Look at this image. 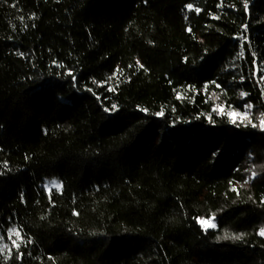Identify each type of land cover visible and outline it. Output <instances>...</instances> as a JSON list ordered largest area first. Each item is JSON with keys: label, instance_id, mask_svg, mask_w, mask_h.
Returning <instances> with one entry per match:
<instances>
[{"label": "trees", "instance_id": "obj_1", "mask_svg": "<svg viewBox=\"0 0 264 264\" xmlns=\"http://www.w3.org/2000/svg\"><path fill=\"white\" fill-rule=\"evenodd\" d=\"M262 128L264 0H0V264H264Z\"/></svg>", "mask_w": 264, "mask_h": 264}, {"label": "rangeland", "instance_id": "obj_2", "mask_svg": "<svg viewBox=\"0 0 264 264\" xmlns=\"http://www.w3.org/2000/svg\"><path fill=\"white\" fill-rule=\"evenodd\" d=\"M218 110L221 112V113H226L230 118H231V120L232 121H239V122H245L246 120H247V117H248V112H247V110L245 111H241V110H238V109H230V110H228L227 112L225 111V109H224V106L223 105H219L218 106ZM250 177H252V173H251V176ZM253 178V177H252ZM53 182H55L56 183V185H59L60 186V184H59V182L56 180V179H45V181H44V183H43V185H44V187L47 189V190H49V189H51V188H57L54 184H53ZM204 220H206V219H204ZM208 221L212 224V225H214V221L213 220H210V219H208ZM200 224V223H199ZM201 225V224H200ZM203 228H209V227H207V226H202Z\"/></svg>", "mask_w": 264, "mask_h": 264}, {"label": "snow or ice", "instance_id": "obj_3", "mask_svg": "<svg viewBox=\"0 0 264 264\" xmlns=\"http://www.w3.org/2000/svg\"><path fill=\"white\" fill-rule=\"evenodd\" d=\"M189 9H191L192 8V5H188L187 6ZM197 11H199L198 9H197ZM137 64H140V62L139 61H137ZM140 67H143V65L141 64L140 65ZM244 95H246L245 93H241V96L243 97ZM116 105H112V111H115L116 110ZM247 107H251V105H247ZM105 111L107 112V111H109V109L108 108H105ZM162 113H157V115H161ZM253 126H255V125H253ZM262 130H264V128H262ZM257 175V173L256 172H253L252 173V177H255ZM252 177H250V179L252 178ZM53 184L57 187V189H59V185H56V183L55 182H53ZM262 203H264V201H262ZM198 223H200L201 224V226H207V227H212V226H214V225H212L208 220H204V219H198ZM10 232H14L15 231V229H10L9 230ZM259 235H261V236H264V228H261L260 229V231H259ZM17 236H19V234H17ZM225 238H227V237H225ZM232 238H234V239H240L241 238V236L240 235H237V236H234V237H232ZM30 242V241H29ZM16 247L18 248L19 247V245H16Z\"/></svg>", "mask_w": 264, "mask_h": 264}]
</instances>
